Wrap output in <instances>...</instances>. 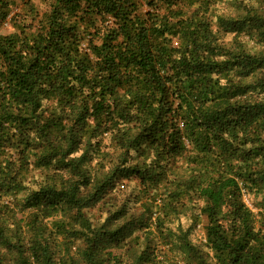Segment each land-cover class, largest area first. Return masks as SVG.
<instances>
[{
	"label": "trees",
	"instance_id": "16d2710c",
	"mask_svg": "<svg viewBox=\"0 0 264 264\" xmlns=\"http://www.w3.org/2000/svg\"><path fill=\"white\" fill-rule=\"evenodd\" d=\"M220 1L0 0V264H72L76 241L82 264H120L101 244L122 230L83 210L132 176L157 227L201 199L216 264H264V197L258 213L244 201L264 193V52L243 40L264 41V10L223 16ZM107 157L90 187L88 161ZM36 170L53 172L30 183ZM63 212L56 258L47 222Z\"/></svg>",
	"mask_w": 264,
	"mask_h": 264
},
{
	"label": "rangeland",
	"instance_id": "374dc122",
	"mask_svg": "<svg viewBox=\"0 0 264 264\" xmlns=\"http://www.w3.org/2000/svg\"><path fill=\"white\" fill-rule=\"evenodd\" d=\"M51 0H38L41 8H47L46 3ZM250 7L257 10L259 7L264 10V1L262 4H257L254 1L248 0H221L217 4V14L223 16L236 17ZM259 10V9H258ZM10 28L5 30L2 28L1 32L7 33ZM226 41L232 40V35H227ZM245 43L252 51L264 52V41L248 40L244 37ZM264 95V93H263ZM109 159L100 161L98 158L88 161L90 164L91 180L94 186V176L103 177L105 172L110 168ZM134 160L138 159L136 155ZM53 170L42 171L36 170L30 176V183H45L47 181L46 175L52 174ZM29 177V178H30ZM139 180L135 176L130 179H120L115 183V187L108 191L99 202L91 205L83 210L84 216L90 221L95 230H122L124 238L119 241H104L101 246L103 252L116 256L121 261L120 264H134V260L141 252L153 250L156 248L157 260L155 264H187L186 252L184 251L183 243L179 241V237L186 240L188 243L194 245L199 254L209 264H216L217 259L214 251L210 248L206 241V218L201 213V208L204 205L203 200L199 199L194 203L187 204L182 213L172 217L171 222L165 223L164 226L157 227L154 218L149 215L147 208L143 205L146 201L145 193L138 195L140 190ZM91 192V190H86ZM264 193L247 194L244 195L245 203L258 213L260 209L254 207L263 204L262 199ZM12 207L16 219L23 224V232H27L25 225L31 214L28 211L22 210V195L17 199H12ZM261 210L264 211V208ZM65 213L57 214L55 217L48 220V231H52L51 238L55 246L56 258L63 256L65 253L63 243L65 240L61 235H55L54 220L67 221ZM73 242V241H72ZM83 248L82 241H76L71 247L70 254L72 255V264L78 262L82 264L81 250ZM13 259L12 255L10 259ZM11 263L10 261H7Z\"/></svg>",
	"mask_w": 264,
	"mask_h": 264
}]
</instances>
